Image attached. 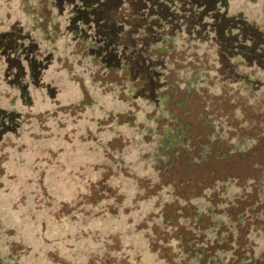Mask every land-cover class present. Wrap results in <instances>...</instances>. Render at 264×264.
I'll use <instances>...</instances> for the list:
<instances>
[{
  "label": "rangeland",
  "instance_id": "obj_1",
  "mask_svg": "<svg viewBox=\"0 0 264 264\" xmlns=\"http://www.w3.org/2000/svg\"><path fill=\"white\" fill-rule=\"evenodd\" d=\"M79 4L0 0V32L12 29L20 51L0 46V114L19 112L0 129L5 263L264 264L263 50L222 40L220 57L214 32L168 28L141 49L146 62L138 46L126 67H106L93 53L101 8L70 24ZM225 9L264 45V0ZM23 34L44 66L33 80ZM224 146L236 156L226 164L210 156ZM188 153L206 158L189 164ZM244 165L261 176L255 194L229 176Z\"/></svg>",
  "mask_w": 264,
  "mask_h": 264
},
{
  "label": "trees",
  "instance_id": "obj_2",
  "mask_svg": "<svg viewBox=\"0 0 264 264\" xmlns=\"http://www.w3.org/2000/svg\"><path fill=\"white\" fill-rule=\"evenodd\" d=\"M74 4L78 5L83 12L89 11V15L92 19L84 18L81 14L76 15L75 9L72 10L70 15V24L81 25L82 22L88 21V23L94 22L93 9L101 8L99 11L98 23L94 24L97 28L100 25V30L98 31V38L96 42H99L93 48V53L97 59L106 67H114V64H110L111 61L117 62L115 65L126 67L123 60V55L126 49L133 48V55L135 54V49L138 47V59L139 63L146 62L143 52L141 49L156 41H164L166 30L168 28L177 30L183 27L184 31L188 33H194L197 36L200 27V31L207 30L208 33L214 32L217 35V44L219 46V54L222 56L220 48V43L222 40H231L233 42H238L241 47L248 46L253 48L257 53L264 52V45L260 46L259 35L262 32L250 25L243 17L240 16H228L226 14V0H71ZM79 1V3H77ZM73 5V4H72ZM74 5V6H76ZM94 7V8H93ZM115 12L120 13L119 16L115 15ZM226 19V22H224ZM235 23H232L233 20ZM115 24H118L119 29L114 30ZM132 26L133 30L130 31V39L122 38L123 34L126 33L127 29ZM98 29V28H97ZM232 29L235 32H232ZM210 31V32H209ZM127 33V34H130ZM263 38V37H262ZM13 33L12 29L0 32V46L1 51L20 55L19 47L14 46L13 43ZM136 39V42H135ZM123 40V41H122ZM144 43L140 45V42ZM24 42V43H23ZM101 42V43H100ZM22 43L25 50H29L28 53L23 54V58L28 64L29 75L33 80L39 74V71L43 65H40L37 57L38 46L37 43L32 39L31 36L27 34L22 35ZM139 44V45H138ZM89 46V44H88ZM88 46L86 49H88ZM122 46V47H121ZM260 46V47H259ZM121 47V49H120ZM16 52H18L16 54ZM112 53L113 59L110 57ZM28 54V55H26ZM113 54H115L113 56ZM229 55H234V52ZM258 56L252 58L256 60ZM128 65V64H127ZM264 66V65H263ZM263 68V67H262ZM19 69V66H18ZM152 69H154L152 67ZM155 70V69H154ZM20 72V71H19ZM22 73V72H20ZM135 74V72H134ZM139 75V72H136ZM135 77V75H133ZM246 81H249L248 77H245ZM19 125V112L8 111L6 114H0V129L3 131L14 130L16 126ZM2 131V132H3ZM233 149V147H231ZM229 148L224 146L221 150L220 147L213 148L211 151L214 152L210 156L216 155L217 152L219 162L226 164L230 162L233 156L231 151H227ZM194 150V149H193ZM209 151V149L207 150ZM193 152V151H192ZM193 153H188L187 161L189 164H193L194 161H203L204 157L200 153L198 155H191ZM240 158L245 156V153H239ZM225 158V160H223ZM227 158V159H226ZM185 159L183 158V161ZM257 167V165H254ZM242 168L240 174L230 173L229 176L239 177L241 182L246 184L249 180L250 186H254L253 193H257V183L256 180L261 178L260 175L256 176L254 171H249L248 169ZM262 173L263 171L260 170ZM249 185V183H248ZM237 262H239L237 260Z\"/></svg>",
  "mask_w": 264,
  "mask_h": 264
},
{
  "label": "flooded vegetation",
  "instance_id": "obj_3",
  "mask_svg": "<svg viewBox=\"0 0 264 264\" xmlns=\"http://www.w3.org/2000/svg\"><path fill=\"white\" fill-rule=\"evenodd\" d=\"M32 39L37 43V41L35 40V37H33ZM6 52L7 51H3L4 56H6ZM4 260H5V255L2 257L0 255V264H6Z\"/></svg>",
  "mask_w": 264,
  "mask_h": 264
}]
</instances>
